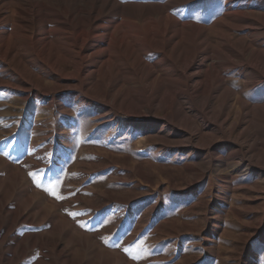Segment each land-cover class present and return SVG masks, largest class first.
I'll list each match as a JSON object with an SVG mask.
<instances>
[{
	"label": "rangeland",
	"instance_id": "1",
	"mask_svg": "<svg viewBox=\"0 0 264 264\" xmlns=\"http://www.w3.org/2000/svg\"><path fill=\"white\" fill-rule=\"evenodd\" d=\"M4 1L9 6L4 22L0 10V257L11 264H264V119L251 107L242 108L243 103H264V80L257 76L263 66L247 56V64L226 79L234 95L223 92L216 103L225 102L231 134L203 125L194 112L196 142L212 143L209 147L198 152L195 142L178 143L187 140L179 128L169 133L171 143L165 148L147 143L140 149L137 134L160 131L165 115L177 125L181 119L168 109L158 112L161 122L155 129L143 121L119 131L129 119L121 109L136 110L135 104L120 101L111 110L108 104L117 88L106 86L102 72L86 88L96 101L86 102L79 82L71 77L80 61L78 49L66 36L47 33L50 27H63L36 19L48 13L62 21L63 10L73 4L43 0L49 7L38 14L34 3L40 0ZM116 1L161 6L173 2ZM250 1L257 10L233 31L242 48L246 43L264 44V4L233 0L237 6ZM230 2L192 0L168 9L169 17L148 13L134 21H184L187 12L189 20L214 27L221 24ZM54 3H60L57 12L51 10ZM20 7L28 9L31 24L16 20ZM118 17L113 14L105 21ZM247 21L259 25L251 30ZM205 35L217 45L215 32L207 30ZM13 46V54H4ZM105 48L90 51L84 66L92 68L94 53L100 57ZM51 60H58V66H49ZM122 62L126 87L134 89L132 72L150 66L128 64L124 58ZM145 62L151 64L149 58ZM117 71L108 82L120 77ZM104 93L106 102L101 101ZM200 93L195 94L199 102L204 100ZM23 244L27 253L20 255ZM40 244L47 248L44 255Z\"/></svg>",
	"mask_w": 264,
	"mask_h": 264
},
{
	"label": "bare ground",
	"instance_id": "2",
	"mask_svg": "<svg viewBox=\"0 0 264 264\" xmlns=\"http://www.w3.org/2000/svg\"><path fill=\"white\" fill-rule=\"evenodd\" d=\"M67 1L73 5L69 9H62L63 13L60 15L62 21L49 16L48 13H44L47 18H42V14L40 13L49 7L43 0L37 1L38 3L36 4L34 3V7L38 10V14H40L36 18L38 22L52 26L58 24L64 28L63 31H59L58 27H50L51 29L47 32L48 35L61 34L66 36L70 42H73L74 47L78 49L77 54L80 61H76L77 73L71 77L76 78L79 82L82 98L86 102L92 103L96 101V97L88 96L86 88L90 80L102 72L106 86L112 88V90L117 88V92L113 94V103L109 102L108 107L113 110L118 102L126 100L134 103L136 106V110L121 109L129 119L126 122L123 121L118 126L119 131L124 129L125 124L133 127L134 123L143 121H148L152 124V129H155L154 124L157 125L161 122L158 112L165 113L168 109L173 112L176 118L181 119V123L177 125L173 123L172 118L165 115L163 118L164 123L157 133H136V144L140 149L142 145L147 143H159L161 147L165 148L166 144L171 143L168 140L169 133L183 128V134L186 135L187 140H179L178 143L191 144L195 142L197 145L195 149L201 152L202 147L207 148L212 143L201 145L196 142L199 136V129L195 127L194 112L198 113L203 125H214L218 130L225 132V134H231V128H228L230 129L229 131L226 130L225 102H222L219 106L216 103L223 92L230 96L234 95L233 91L228 88L227 77L234 70L238 71L245 63L247 64L246 60L248 59L247 56H249L263 66L262 70H259L260 72L257 71V76L264 80V44L261 43L258 47H254V42L246 43L245 41L246 45L242 48L238 42L239 39L235 38L233 33L234 30L242 27L240 25L241 21H246L245 18L249 20L247 16L255 13L253 10H257L258 6L254 1L237 6L231 0L225 9L221 24L219 26L216 24L214 27H206L201 23L189 20L187 12L184 13V19H186L184 21L174 19L158 23L153 21V17V20H144L142 23L134 21V18L140 17L142 19L148 13L152 16H163L167 13L168 9L185 5L192 0H173V2L165 6L150 3L147 5L136 3L125 4L126 2L124 3L125 5H120L116 0H66L65 2L68 3ZM259 3L264 4V0H261ZM59 4L54 3V8L51 10L53 12L59 11ZM30 5L32 6L31 3ZM8 6V1L0 0V10L3 15L2 22L6 20L4 16L7 13ZM28 13V9L17 8L16 20L19 23L31 24ZM113 14L119 15L117 19H121L120 23H117V19L111 22L105 21L106 17ZM66 15H69V17L65 19ZM236 15H238L237 18L234 17ZM247 22L246 24L250 25L247 27L251 30L259 25L257 21ZM207 30L210 33L211 31L215 32V35L217 34L219 37L216 46H212L205 35ZM47 38H50V36H47ZM102 47H106L103 49L105 54L99 57L98 55L101 53H94L98 58L94 57L95 61L92 62V68L84 66L83 61L91 56L89 54L90 51L97 49L98 52H101ZM143 48L152 53L149 56L142 54L141 49L144 50ZM15 49L16 46H13L12 49L6 50L4 54H13ZM122 57L128 64L136 65L137 63H143L145 67L150 66L146 70H144L145 68H138L132 72L134 83L137 85L134 89L126 87L129 80L127 73L124 72L125 68L123 69ZM143 57L149 58L151 64L145 62L146 59L144 58L145 60H143ZM64 61L68 62L69 59L66 58ZM50 62H47V64L53 67L58 66L59 63L58 60H51ZM164 63L168 67H164ZM249 65L253 66L254 64L249 63ZM116 71L117 74L118 72L120 73V77L115 81L111 80L108 82L112 77L111 75ZM174 84L177 86H173ZM199 92L204 97V100L200 102L197 96L195 97V94ZM104 94L101 97V101L106 102L105 99L108 98V94ZM169 94L171 97L165 101L164 97ZM177 95H179V98H177ZM250 107L258 113L259 117L264 119V103L255 106H250L247 103H243L242 105L243 110H247ZM240 122H242L241 119ZM166 127H172L173 129H166ZM36 245V242L32 243V247ZM38 247L41 248V252L44 255L47 251L46 246L40 244ZM14 251L11 250V253L13 254ZM26 253L27 246L23 244L20 248V255ZM0 264H11V260L7 259L4 261L0 257Z\"/></svg>",
	"mask_w": 264,
	"mask_h": 264
},
{
	"label": "snow or ice",
	"instance_id": "3",
	"mask_svg": "<svg viewBox=\"0 0 264 264\" xmlns=\"http://www.w3.org/2000/svg\"><path fill=\"white\" fill-rule=\"evenodd\" d=\"M34 178H35V174H33ZM39 183V182H38ZM46 191H49L52 195H54L57 199H63V197H61L58 193H56L53 189L48 188L45 189ZM71 215L75 216L77 215L76 213H72Z\"/></svg>",
	"mask_w": 264,
	"mask_h": 264
}]
</instances>
